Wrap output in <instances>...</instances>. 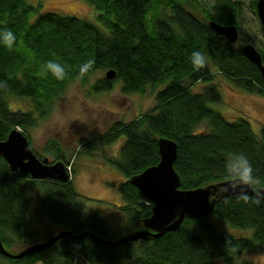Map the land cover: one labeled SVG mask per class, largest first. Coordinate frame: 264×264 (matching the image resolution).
Wrapping results in <instances>:
<instances>
[{"label": "trees", "instance_id": "obj_1", "mask_svg": "<svg viewBox=\"0 0 264 264\" xmlns=\"http://www.w3.org/2000/svg\"><path fill=\"white\" fill-rule=\"evenodd\" d=\"M86 1L98 12L99 26L53 12L32 21L34 9L26 0H0V29L7 28L16 36L13 48L0 44V142L18 128L31 147L30 132L51 116L56 101L73 82L87 80L97 71L113 70L114 80H98L92 89L107 92L119 84L126 95H145L148 88L156 91L162 87L155 95V107L147 113L127 124H113L97 140H82L83 152L90 155L96 141L106 146L126 137L120 157L107 162L125 178L120 194L130 224L128 233L132 227L145 229L143 222L152 215L153 205L129 180L159 163V138L178 145L174 168L182 190L232 180L224 166L234 153L243 154L250 163L255 181L250 185L255 190L264 187V126L258 137L248 120L229 121L213 109L211 105L220 96L214 87L192 91L200 82L220 75L238 90L264 96L260 69L243 55V46H238L241 40L251 44L238 22L240 3L216 0L215 13L206 8L199 18L188 9L189 0ZM256 3L252 0L253 7ZM210 21L236 26L237 44L213 32ZM194 50L206 56L200 69L193 68L190 61ZM258 51L264 65V49ZM49 59L65 66L63 80L42 74L41 66ZM89 59L93 63L81 73L80 66ZM11 100L21 102L22 107L14 109ZM204 123L208 128L199 130ZM46 151L53 155L50 164L61 161L70 166L56 144ZM28 185L37 193L40 219L51 229L71 232L73 237L19 260L0 254V264H238L235 257L241 252L257 245L264 249V202L249 195L247 203L237 195L230 196L203 219H186L178 231L139 241L143 248L137 255L136 243L117 247L97 243L92 235L112 240L108 223L76 207L80 195L73 180H31L26 174L12 172L0 158V237L8 252L19 253L32 244ZM219 224L251 236L237 238L222 231ZM81 234L83 239L74 238Z\"/></svg>", "mask_w": 264, "mask_h": 264}, {"label": "rangeland", "instance_id": "obj_2", "mask_svg": "<svg viewBox=\"0 0 264 264\" xmlns=\"http://www.w3.org/2000/svg\"><path fill=\"white\" fill-rule=\"evenodd\" d=\"M34 9L32 21L39 15L53 12L63 16L74 17L100 25L98 12L86 0H26ZM188 9L203 18V9H210L214 14L216 0H189ZM241 5V16L238 20L242 29L250 38L251 44L258 50L264 49V34L262 25L257 15L256 5L252 0H235ZM245 43L241 40L239 47ZM106 71H97L87 78L78 79L66 90L65 94L56 101L51 116L40 123L30 132L31 149L43 158L53 160V155L46 149L56 144L63 151L64 159L70 162L68 172L70 181L80 195L76 207L85 213H95L104 219L111 231L110 239L118 240L128 234L130 224L122 210L124 202L120 194V187L125 178L110 164L107 159L119 158L121 147L126 137H121L117 142L103 146L98 141L90 155L82 150V140L90 142L97 140L117 122L130 123L140 115L147 113L155 107V95L158 90L148 88L145 95H126L117 84L107 92H96L93 84L105 78ZM214 87L219 91V100L211 107L222 113L229 121L238 118L248 120L259 137L264 126V96L251 95L234 88L229 81L216 75L210 82H200L192 91ZM14 109L22 107L19 101L11 100ZM204 123L199 130L207 129ZM59 145V146H58ZM52 151V150H48ZM42 158V159H43ZM74 173H72V168ZM69 181V182H70ZM28 208L30 212L29 233L31 243L41 242L48 235L58 231L46 227L36 213L37 193L33 186L28 185ZM222 231L237 238L250 237L251 233L242 232L225 224H219ZM132 227V232L138 231ZM48 234V235H47ZM30 242V241H29ZM143 248L141 242L135 246V255ZM236 263L264 264V249L257 245L253 250L243 251L235 257ZM221 263V261H218Z\"/></svg>", "mask_w": 264, "mask_h": 264}, {"label": "water", "instance_id": "obj_3", "mask_svg": "<svg viewBox=\"0 0 264 264\" xmlns=\"http://www.w3.org/2000/svg\"><path fill=\"white\" fill-rule=\"evenodd\" d=\"M256 10L264 31V0H257ZM209 27L232 45L239 41V31L234 25L226 26L210 21ZM242 53L249 62L260 69L264 77L263 58L259 51L252 44H247L242 47ZM105 78L114 80L115 71H107ZM157 146L159 163L129 180L131 185L153 205L152 215L143 222L145 229L128 233L118 240H101L92 235L97 243L117 247L159 239L167 233L178 231L186 219L196 221L211 215L218 203L240 192L241 188L234 179L194 190H182L180 176L174 168L178 158L177 143L170 139L159 138ZM0 158L7 163L12 172L26 174L31 180L62 183L70 181L71 175L66 165L61 161L50 164L48 158L39 159L31 149L27 137L18 128L13 130L5 141L0 142ZM244 189L249 196L264 202V187L255 190L251 185H246ZM43 224L46 227L44 221ZM68 237H73L71 232L58 231L54 235H48L41 242L30 244L19 253L8 252L0 237V254L9 259L19 260L28 255L42 253L57 241ZM74 238L83 239L84 235Z\"/></svg>", "mask_w": 264, "mask_h": 264}, {"label": "clouds", "instance_id": "obj_4", "mask_svg": "<svg viewBox=\"0 0 264 264\" xmlns=\"http://www.w3.org/2000/svg\"><path fill=\"white\" fill-rule=\"evenodd\" d=\"M15 41L16 36L11 30L7 28L0 29V44L11 49ZM190 61L193 68L200 69L206 63V56L202 51L194 50L190 53ZM92 63L93 61L89 59L80 66L79 71L84 73ZM41 70L42 74L47 75L50 73L57 80H63L67 74L65 66L55 59L46 60L41 66ZM224 171L226 175L236 180L241 188L237 198L247 203L249 197L244 186L255 183L252 175L253 170L247 158L240 153L232 154L230 159L225 163Z\"/></svg>", "mask_w": 264, "mask_h": 264}, {"label": "flooded vegetation", "instance_id": "obj_5", "mask_svg": "<svg viewBox=\"0 0 264 264\" xmlns=\"http://www.w3.org/2000/svg\"><path fill=\"white\" fill-rule=\"evenodd\" d=\"M50 161V160H49ZM51 163V162H50ZM53 164V163H52Z\"/></svg>", "mask_w": 264, "mask_h": 264}]
</instances>
